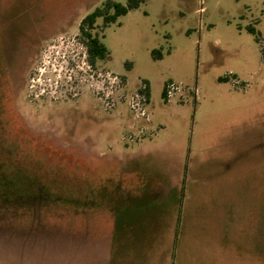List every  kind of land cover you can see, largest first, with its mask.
<instances>
[{
	"label": "rangeland",
	"instance_id": "rangeland-1",
	"mask_svg": "<svg viewBox=\"0 0 264 264\" xmlns=\"http://www.w3.org/2000/svg\"><path fill=\"white\" fill-rule=\"evenodd\" d=\"M106 1L0 0V165L67 188L79 168H153L183 197L177 264H264V0H145L96 20L90 66L79 25ZM34 204L0 206V264L102 260L99 235Z\"/></svg>",
	"mask_w": 264,
	"mask_h": 264
},
{
	"label": "crops",
	"instance_id": "crops-1",
	"mask_svg": "<svg viewBox=\"0 0 264 264\" xmlns=\"http://www.w3.org/2000/svg\"><path fill=\"white\" fill-rule=\"evenodd\" d=\"M113 166L105 196L97 199V214L88 223L80 219L77 226L81 237L89 236L88 231L101 237L103 245L97 246L104 249V257L97 264H177L182 226L183 251L190 245L189 224L181 221L178 185H158V170L153 168Z\"/></svg>",
	"mask_w": 264,
	"mask_h": 264
},
{
	"label": "trees",
	"instance_id": "trees-1",
	"mask_svg": "<svg viewBox=\"0 0 264 264\" xmlns=\"http://www.w3.org/2000/svg\"><path fill=\"white\" fill-rule=\"evenodd\" d=\"M144 2L145 0H126L124 4H120L108 0L103 3L102 8H96L81 20L79 33L84 39V45L87 51V61L91 66H94L97 61H102L107 57L106 48L98 38V34L95 32L96 20L102 18L104 25L114 23L117 18L126 15L128 11L139 7ZM251 32L253 33L252 30ZM139 93L143 94L146 98V102H148L149 92L146 84L145 88L139 90ZM162 97L164 100H167L166 88L162 91ZM61 165H59L58 168H55L57 171L54 169L51 172L52 176L58 172V169H63V166ZM4 166L5 165L3 164L0 165V179L2 180L0 206H7L9 204L12 206H14V204H34L29 201L30 199L36 200L34 206L38 203L46 204V202L49 201L55 206L52 208H58L61 212L63 211L68 214H73L74 220L76 221L75 231L78 229L77 226L80 225V219L83 220L82 223H88L91 219V215L93 213L95 215L97 214V199L100 196H105V183L108 181L114 168L111 164L108 167V170H104V167L101 166L96 169L94 168V170L91 171H84L81 168L76 169L75 183H73V187L70 186L67 188L66 186L62 187L61 184L57 183H55L54 186H52V184L49 185L47 182L41 181L39 177L36 179L32 174H25V172L22 173L21 170L14 169L13 172H9L10 169L8 166H5L6 168H4ZM17 174H20L23 178V180H21L23 184H29L32 182L34 185L32 187L30 185H23L24 187L19 189L17 186L18 183H16ZM71 174L73 175V173ZM72 175L70 180L73 179ZM71 182H73V180ZM19 200L21 201L19 202ZM36 206L34 211L37 210ZM32 208H30V210ZM30 218L32 217L27 218V220H30ZM18 220L21 221L22 218H16V221ZM58 224L61 226L62 224L67 226L65 223L60 222V220Z\"/></svg>",
	"mask_w": 264,
	"mask_h": 264
},
{
	"label": "built area",
	"instance_id": "built-area-1",
	"mask_svg": "<svg viewBox=\"0 0 264 264\" xmlns=\"http://www.w3.org/2000/svg\"><path fill=\"white\" fill-rule=\"evenodd\" d=\"M166 97L167 99L170 97V93L168 92V90L166 91Z\"/></svg>",
	"mask_w": 264,
	"mask_h": 264
},
{
	"label": "flooded vegetation",
	"instance_id": "flooded-vegetation-1",
	"mask_svg": "<svg viewBox=\"0 0 264 264\" xmlns=\"http://www.w3.org/2000/svg\"><path fill=\"white\" fill-rule=\"evenodd\" d=\"M91 66V65H90Z\"/></svg>",
	"mask_w": 264,
	"mask_h": 264
}]
</instances>
